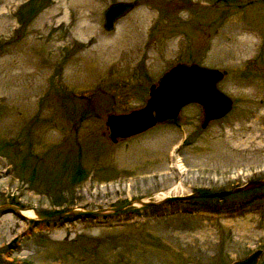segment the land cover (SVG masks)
I'll return each instance as SVG.
<instances>
[{"label": "rangeland", "instance_id": "obj_1", "mask_svg": "<svg viewBox=\"0 0 264 264\" xmlns=\"http://www.w3.org/2000/svg\"><path fill=\"white\" fill-rule=\"evenodd\" d=\"M117 1L136 4L107 31ZM179 62L225 70L230 110L201 127L190 103L112 142L106 116ZM261 179L264 0H0V204L94 210ZM103 214H2L0 264H228L257 248L264 264V186Z\"/></svg>", "mask_w": 264, "mask_h": 264}, {"label": "water", "instance_id": "obj_2", "mask_svg": "<svg viewBox=\"0 0 264 264\" xmlns=\"http://www.w3.org/2000/svg\"><path fill=\"white\" fill-rule=\"evenodd\" d=\"M136 1H117L110 3L103 10V28L112 30L116 20L127 14ZM225 70H218L195 63H176L164 71L156 81L148 88V97L143 106L132 109L126 113L108 114L105 124L108 128V137L112 142L117 138H126L143 132L156 122L173 119L179 110L186 104L197 103L203 110L204 127L209 120L223 117L231 107V99L216 84L225 75ZM256 186H264V179L249 181L241 186L223 191H193L185 195H166L158 201L142 198L127 200L123 204L88 210L79 207H67L47 211H36L33 207H22L16 204H0V215L11 213L25 221H36L70 214L74 218L93 217L106 212H114L126 208L134 203L139 205L156 206L161 203L186 201L196 197H221L230 192L248 189ZM30 210L33 216H26L22 211ZM15 240V239H14ZM262 250L255 249L246 256L233 260L228 264H256Z\"/></svg>", "mask_w": 264, "mask_h": 264}, {"label": "flooded vegetation", "instance_id": "obj_3", "mask_svg": "<svg viewBox=\"0 0 264 264\" xmlns=\"http://www.w3.org/2000/svg\"><path fill=\"white\" fill-rule=\"evenodd\" d=\"M189 200H190V199H189ZM176 202H178V201L161 203V205H165V206L169 207L170 204H173V203H176ZM12 204H16V205H18L17 203H12ZM159 205H160V204H159ZM19 206H20V205H19ZM142 206H147V205H142ZM156 206H158V205H156ZM22 207H23V206H22ZM177 212H183V211H181V210H172V209H170V210H167L166 212L159 213V215H160V216H162L163 214L170 215V214H174V213H177ZM14 216H15V215H14ZM100 216L104 217L105 215H104V214H101ZM73 220H77V219H76V218H73L72 216H69L65 221H73ZM45 222H46V221H45ZM27 223H28V222H27ZM29 223H31V224L34 225L33 222H29ZM35 224H36V223H35ZM14 241H16V239L13 240L12 242H14Z\"/></svg>", "mask_w": 264, "mask_h": 264}, {"label": "bare ground", "instance_id": "obj_4", "mask_svg": "<svg viewBox=\"0 0 264 264\" xmlns=\"http://www.w3.org/2000/svg\"><path fill=\"white\" fill-rule=\"evenodd\" d=\"M253 37V36H252ZM23 214H26V216H33L32 212L30 210L22 211Z\"/></svg>", "mask_w": 264, "mask_h": 264}]
</instances>
